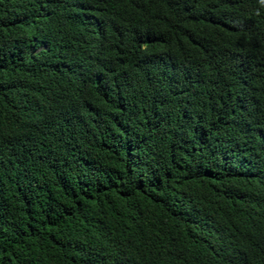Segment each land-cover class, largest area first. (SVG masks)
I'll return each mask as SVG.
<instances>
[{
	"label": "trees",
	"instance_id": "trees-1",
	"mask_svg": "<svg viewBox=\"0 0 264 264\" xmlns=\"http://www.w3.org/2000/svg\"><path fill=\"white\" fill-rule=\"evenodd\" d=\"M0 264H264V0H0Z\"/></svg>",
	"mask_w": 264,
	"mask_h": 264
}]
</instances>
